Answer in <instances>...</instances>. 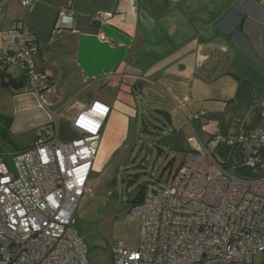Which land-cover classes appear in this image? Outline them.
<instances>
[{"label":"crops","instance_id":"1","mask_svg":"<svg viewBox=\"0 0 264 264\" xmlns=\"http://www.w3.org/2000/svg\"><path fill=\"white\" fill-rule=\"evenodd\" d=\"M61 7L71 13L68 28L55 26ZM99 12L112 17L93 21ZM17 22L36 35L35 69L48 87L37 102L25 94L27 81L15 89L0 78V117L11 119L9 128L29 127L15 116L23 104L36 112L31 130L57 111L56 138L70 140L77 136L70 119L99 100L110 113L97 166L121 151L132 123L150 118L184 136L185 155L202 143L219 163L245 169L234 147L210 140L264 126V0H35L28 8L0 0V47ZM5 75L23 72L10 67Z\"/></svg>","mask_w":264,"mask_h":264},{"label":"built area","instance_id":"2","mask_svg":"<svg viewBox=\"0 0 264 264\" xmlns=\"http://www.w3.org/2000/svg\"><path fill=\"white\" fill-rule=\"evenodd\" d=\"M35 0H19L28 8ZM111 13L99 12L103 23ZM55 26H71V13L61 7ZM0 47V75L19 68L27 81L25 94L37 102L48 87L35 69L38 53L34 31L17 22ZM110 107L99 100L83 105L70 119L77 136L56 138L57 111L36 127L32 144L0 154V264H89L88 249L76 228L75 213L86 190ZM214 146L234 147L238 165L255 168L237 174L219 163L206 145L187 151L173 186L149 183L130 214L139 222L135 247L113 242V264H264V126L237 135L216 134ZM211 170L214 173H211Z\"/></svg>","mask_w":264,"mask_h":264},{"label":"rangeland","instance_id":"3","mask_svg":"<svg viewBox=\"0 0 264 264\" xmlns=\"http://www.w3.org/2000/svg\"><path fill=\"white\" fill-rule=\"evenodd\" d=\"M18 107L15 116L22 118L28 128L20 130L14 125L7 129L0 121V154L7 164L12 160L11 152L28 144L35 132L30 127L36 123L35 110L23 104ZM160 125L155 120L151 123L150 118L143 124L139 120L137 126L132 123L121 151L106 165L97 166L94 162L75 213L76 228L88 249L89 264H113L114 241H121L125 248L135 247L139 239V220L130 214L132 201L149 183L173 186L172 177L184 159L186 144L182 134ZM237 166L245 168H234L239 175L250 177L256 172L247 165ZM259 263L257 255L249 264Z\"/></svg>","mask_w":264,"mask_h":264},{"label":"trees","instance_id":"4","mask_svg":"<svg viewBox=\"0 0 264 264\" xmlns=\"http://www.w3.org/2000/svg\"><path fill=\"white\" fill-rule=\"evenodd\" d=\"M0 78H1V85L2 86H11L12 88H15V89L22 88L26 83V78H25L24 74L19 79H14V78H11L8 76L6 77L5 73H2L0 75ZM0 119L5 124V126H7V129H8L10 127L11 119L8 117H0ZM1 134L3 136L6 135V133H4V131H2ZM170 165H171V161L168 163V166H170ZM143 195H144V191H142L140 196H138L137 198H135L132 201V204L140 202L143 199Z\"/></svg>","mask_w":264,"mask_h":264}]
</instances>
